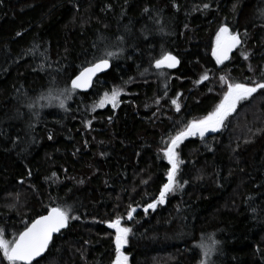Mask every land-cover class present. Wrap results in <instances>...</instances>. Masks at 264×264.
<instances>
[{
  "label": "trees",
  "instance_id": "trees-1",
  "mask_svg": "<svg viewBox=\"0 0 264 264\" xmlns=\"http://www.w3.org/2000/svg\"><path fill=\"white\" fill-rule=\"evenodd\" d=\"M221 26L240 44L217 64ZM162 53L180 68L156 69ZM102 58L111 71L66 98L71 80ZM221 76L264 82V0H0L4 238L59 206L78 219L33 264H113L107 224L117 216L131 229L129 264H264V90L217 133L179 145L178 186L144 211L167 182L164 142L215 109ZM114 88L118 105L93 111ZM213 241L205 256L200 244Z\"/></svg>",
  "mask_w": 264,
  "mask_h": 264
},
{
  "label": "snow or ice",
  "instance_id": "snow-or-ice-1",
  "mask_svg": "<svg viewBox=\"0 0 264 264\" xmlns=\"http://www.w3.org/2000/svg\"><path fill=\"white\" fill-rule=\"evenodd\" d=\"M205 7H208V5H205ZM239 44V35L230 32L227 26H221L216 33L215 43L212 47V56L215 58L216 63L223 64L225 60L229 59V54L232 50ZM105 55L111 57L114 53L107 52ZM244 58L247 59L248 57L245 56ZM178 63L177 58L171 53H162L160 58L155 60L154 67L158 70L163 68L171 69L176 67ZM108 66L109 60L102 58L99 62L83 67L79 74L71 80V87L64 90V93L67 94L66 98L70 97L71 93L76 89H87L90 87L93 77L97 73L104 71ZM207 79L208 75L205 72L201 76V81ZM220 81L226 90L223 91L222 99L215 109L200 120L188 122L183 129L178 130L174 136L170 137L169 141L164 142L163 156L171 166L166 172L167 182L163 183L158 197L154 202L147 205L144 209L145 212L148 209L154 210L157 204H164L166 196L174 192L178 186L176 177L179 166L183 163L176 151L179 145L189 136L199 134L203 138L206 132L218 131L225 119L236 110L237 105L241 101L249 99L259 90H264V82L253 81L252 84L230 82L225 76H221ZM121 91L119 88H114L111 94L105 92L93 105V111L96 108H104L109 104L115 108L118 105ZM172 103L177 105V110L179 111L177 100H172ZM59 106L64 107L63 101L60 102ZM129 207L127 219L131 220L136 209ZM70 211V208L52 207L47 211L46 215H40L38 218L33 219L30 224L25 226L23 231L14 235L11 240L5 239L4 230L0 229V253H2L3 260H6L8 264H32L33 260L47 249L53 234L67 227L69 218L78 219L76 216L69 217ZM122 219V217L117 216L107 224L108 228L115 230V259L113 264H127L128 261V257L124 255L122 248L128 243V235L131 229L122 226ZM214 243L213 241L208 245L200 244L205 256L211 253Z\"/></svg>",
  "mask_w": 264,
  "mask_h": 264
},
{
  "label": "water",
  "instance_id": "water-1",
  "mask_svg": "<svg viewBox=\"0 0 264 264\" xmlns=\"http://www.w3.org/2000/svg\"><path fill=\"white\" fill-rule=\"evenodd\" d=\"M236 50H237V46L232 50V52L229 54V59L225 60L224 63L228 62V61L231 59V57H232L233 54L236 52ZM177 60H178V59H177ZM178 61H179V60H178ZM224 63H223V64H224ZM179 68H180V61H179V63L176 65V67H174V68H171V69H169V68H163V69H161V70L176 71V70H178ZM111 69H112V62L109 61V66H108L104 71L97 73L96 76L93 77V81H92V84H91L90 87H88L87 89H76V91L79 92V93H83V94H87V93H89V92L93 89L96 80H97L99 77H101V76L107 74L108 72H110ZM215 133H217V131H215V132H213V131L206 132L203 138H201V137L199 136V134L194 135V136H189V137H187L184 141L188 140V139L191 138V137H198V138H201V139H205V138H208V137L212 136V135L215 134ZM184 141H183V142H184ZM183 142H182V143H183ZM67 227H68V225H67ZM67 227L61 229L60 232H58V233H54V234H53L52 239H51V241H50V243H49L47 249H46V250H45V251H44L39 257H36V258L33 260L32 264L35 263V262H37V261H39V260H41V259H43V258L46 256V254H47V252L49 251V248H50V246H51V244H52L54 238L57 237V236H59L63 231H65V230L67 229Z\"/></svg>",
  "mask_w": 264,
  "mask_h": 264
},
{
  "label": "rangeland",
  "instance_id": "rangeland-1",
  "mask_svg": "<svg viewBox=\"0 0 264 264\" xmlns=\"http://www.w3.org/2000/svg\"><path fill=\"white\" fill-rule=\"evenodd\" d=\"M254 94H255V93H254ZM254 94H253V95H254ZM238 105H239V104H238ZM238 105H237V107H238ZM237 107H236V109H237ZM235 111H236V110H235ZM235 111H234V112H235ZM234 112H232L229 116H231L232 114H234ZM229 116H228V117H229ZM228 117H227V118H228ZM227 118H226V119H227ZM226 119H225V120H226ZM223 123H224V122H223ZM222 126H223V124L220 126V128H219L218 131L221 130ZM218 131H217V132H218ZM112 230L115 232L114 229H112ZM126 245H127V244H126ZM126 245L122 248V252H123V253H124V249L126 248ZM124 255H125V253H124ZM127 264H129V258H128Z\"/></svg>",
  "mask_w": 264,
  "mask_h": 264
}]
</instances>
